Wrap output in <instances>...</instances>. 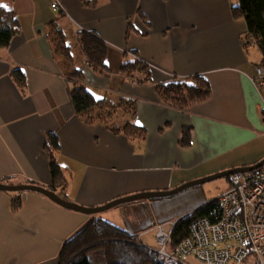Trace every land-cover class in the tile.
<instances>
[{
	"label": "crops",
	"instance_id": "1",
	"mask_svg": "<svg viewBox=\"0 0 264 264\" xmlns=\"http://www.w3.org/2000/svg\"><path fill=\"white\" fill-rule=\"evenodd\" d=\"M49 2L5 0L19 31L0 48V180L49 187L45 144L50 133L58 137L54 156L67 180L62 193L87 207L171 189L264 157V87L257 89L250 77L262 55L257 46L241 43L247 26L232 16L237 0H94L93 5L61 0L60 12ZM52 25L64 33L72 66L82 73L80 83L95 97L134 101L135 115L119 113L126 120L113 125L135 124L146 130L144 138H129L75 115L74 82L55 56ZM78 31L106 43L107 70L96 72L89 65ZM129 58L145 62L150 79L122 74L120 65ZM15 69L24 74V84L13 76ZM197 74L211 85L207 100L188 109L160 101L157 84ZM184 128L191 130L188 146L180 143ZM12 197L0 191V264H59L64 241L95 217L126 229L136 224L123 207L90 215L33 191H23V205L14 212ZM163 219H140L133 231L141 237Z\"/></svg>",
	"mask_w": 264,
	"mask_h": 264
},
{
	"label": "trees",
	"instance_id": "2",
	"mask_svg": "<svg viewBox=\"0 0 264 264\" xmlns=\"http://www.w3.org/2000/svg\"><path fill=\"white\" fill-rule=\"evenodd\" d=\"M237 1V4L232 5L231 12L235 19H244L246 23L247 31L242 38L247 42L244 45H250L249 37H253L256 41L255 46L259 49L264 61V0ZM18 31L19 21L15 13L7 6L5 0H0V48L7 47ZM77 36L92 69L96 72L107 70L106 43L96 35L85 31H78ZM50 37L55 56L61 60L68 79L74 82L70 97L75 115L88 124L103 123L114 132H121L129 138H144L146 135L144 128L130 122H126L122 126H114L110 121L119 113L133 117L135 115L134 101L121 97L118 102H112L105 98L95 97L87 87L80 83L82 73L72 66V55L64 33L52 25ZM120 72L127 76L141 74L146 80L151 76L150 67L137 58L125 60L120 65ZM12 74L20 85L24 84V74L19 69L13 70ZM155 89L163 104L179 109H188L195 103L207 100L211 95V85L207 77L200 74L162 82L157 84ZM180 143L182 146L190 145V128L183 129ZM58 149V137L54 133H50L45 144L52 177V183L48 188L67 199L66 195L62 193L67 180L54 156V151ZM0 182L37 184L14 183L10 177L3 178ZM11 193H13L11 210L17 212L23 205V191ZM216 210L215 198L180 218L181 214L173 216L172 220L176 221L171 231L168 249H173L189 236L190 224L193 220ZM149 247L153 246L141 241L138 234H132L126 228L102 217H95L71 238L64 241L59 251V264H179L173 260L165 259Z\"/></svg>",
	"mask_w": 264,
	"mask_h": 264
},
{
	"label": "built area",
	"instance_id": "3",
	"mask_svg": "<svg viewBox=\"0 0 264 264\" xmlns=\"http://www.w3.org/2000/svg\"><path fill=\"white\" fill-rule=\"evenodd\" d=\"M49 6L54 12L63 9L61 0H50ZM249 41L256 44L253 37ZM246 42L241 38L242 44ZM250 77L257 89L264 87L262 59ZM262 109L264 121V102ZM228 179L229 186L216 197L217 210L193 220L187 238L169 250L174 223L159 224L155 239L161 247L149 248L179 264H190L189 256L208 264H241L252 256L258 264H264V164Z\"/></svg>",
	"mask_w": 264,
	"mask_h": 264
},
{
	"label": "rangeland",
	"instance_id": "4",
	"mask_svg": "<svg viewBox=\"0 0 264 264\" xmlns=\"http://www.w3.org/2000/svg\"><path fill=\"white\" fill-rule=\"evenodd\" d=\"M92 3H86L87 5H93ZM251 48V47H250ZM262 89V88H261ZM124 116L121 114H117L114 118H112L111 124L119 125L123 124ZM221 171V170H220ZM218 172V171H217ZM216 173V172H214ZM213 174V173H211ZM228 178V177H227ZM227 178H219L216 180H212L206 182L201 185L193 186L182 190L181 192L172 195V196H164L155 198L153 200H147L146 204H143L141 207L134 206L135 202L126 203L119 205V207H123L125 216L136 224H131L130 229H127L132 234H137L133 231L134 227L139 226V221L141 219L142 222L145 220L151 219V217H164L161 224L169 225L168 223L173 222L175 224L176 220H172L173 216L182 217L185 214H188L194 210H196L201 205L215 199L222 191H224L229 186V179ZM107 211V210H105ZM105 211H101L97 214L102 215L106 213ZM160 216V217H159ZM137 221V222H135ZM139 223V224H137ZM159 225V224H158ZM126 227V225H124ZM156 232L154 229H149L146 231V234L140 237L141 241L150 244L153 247H161L158 242H156L155 236ZM165 259H167L165 257ZM187 261L190 264H208L204 261H200L193 256H189ZM241 264H258L256 259L252 256L245 259Z\"/></svg>",
	"mask_w": 264,
	"mask_h": 264
},
{
	"label": "water",
	"instance_id": "5",
	"mask_svg": "<svg viewBox=\"0 0 264 264\" xmlns=\"http://www.w3.org/2000/svg\"><path fill=\"white\" fill-rule=\"evenodd\" d=\"M262 164H264V157L254 164L230 167V168L218 171L213 174H209L203 177H199V178L184 182L171 189L138 192V193L126 195L123 197H118L116 199H113L112 201H109L108 203L104 205L95 206V207H87V206L78 204L76 202L64 199L61 196H59L56 192L49 189L48 187H44V186L37 185V184H6V183L0 182V191H8V192L33 191V192L42 193L46 195L48 198H50L52 201L56 202L57 204L67 209H71V210H75L78 212L92 215V214H97L101 211H105V210H108V209H111V208H114V207H117L119 205L126 204V203H132V202H136L140 200H151V199L164 197V196H172V195H175L181 192L182 190H185L193 186L201 185L206 182L216 180L219 178H227L230 175L235 174V173L250 171Z\"/></svg>",
	"mask_w": 264,
	"mask_h": 264
}]
</instances>
